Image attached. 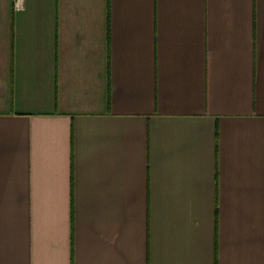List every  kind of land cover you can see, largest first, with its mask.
Segmentation results:
<instances>
[{
    "label": "crops",
    "instance_id": "0c3cea01",
    "mask_svg": "<svg viewBox=\"0 0 264 264\" xmlns=\"http://www.w3.org/2000/svg\"><path fill=\"white\" fill-rule=\"evenodd\" d=\"M0 264H264V0H0Z\"/></svg>",
    "mask_w": 264,
    "mask_h": 264
},
{
    "label": "built area",
    "instance_id": "2783aa9c",
    "mask_svg": "<svg viewBox=\"0 0 264 264\" xmlns=\"http://www.w3.org/2000/svg\"><path fill=\"white\" fill-rule=\"evenodd\" d=\"M15 8L16 9H20L21 8L20 4L19 3H16Z\"/></svg>",
    "mask_w": 264,
    "mask_h": 264
}]
</instances>
